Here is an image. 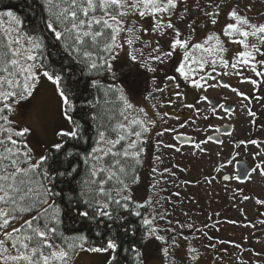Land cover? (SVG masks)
<instances>
[{"label":"snow or ice","instance_id":"snow-or-ice-1","mask_svg":"<svg viewBox=\"0 0 264 264\" xmlns=\"http://www.w3.org/2000/svg\"><path fill=\"white\" fill-rule=\"evenodd\" d=\"M41 6L45 32L26 31L23 18L14 10H0V264H76L82 252L106 254L105 264H121V253L131 255L130 264H145L146 252L136 244L125 247L116 231H97L98 241L82 231L67 234L64 216L66 207L73 204L78 217L97 226L105 220L115 224L126 221L127 216L138 217L145 229L141 239L162 242L164 264H176L175 250L181 240L187 243L188 260L195 264L201 255L199 249L178 231L185 227L197 231L195 225L178 220L173 225L166 212L156 211V201L141 202L134 196L132 186L139 181L137 168L143 163L144 145L158 120L134 103L125 83L132 76L138 90L141 82L150 81V100L171 89L175 100L169 99L168 104L179 101L182 108L194 110L197 116L201 115L197 104L207 103L205 121L210 116L225 119L218 110L228 118L235 114L234 108L213 103L205 94L209 89L225 88L247 102L244 110L255 126L257 113L249 104L264 97L249 96L223 77L234 76L240 84L252 85L254 93L264 87V14L252 16L255 5L242 8L241 0H194V7L192 0H41ZM49 39L80 65L81 74L95 92L82 105L95 125L90 150H74L76 143H87L85 126L75 115L77 98L65 86L61 72L48 61ZM122 77L125 83L120 82ZM43 81L54 86L62 122L54 131L56 139L38 152L32 136L41 120L38 112L28 109ZM189 89L196 94L195 103H184ZM152 108L157 105L152 104ZM156 116L180 120L168 112L157 111ZM190 123L194 121L186 120L179 127ZM208 127L214 133L222 132L219 126ZM175 131L164 128L156 135ZM223 135L231 136L232 132L225 128ZM174 139L191 143L200 153H207L204 145L209 143L224 144L215 134L199 142L182 134ZM70 142L72 148L68 147ZM160 145L181 150L176 144L158 141ZM249 145L257 149L254 166L224 175V181L244 183L255 172L264 176V140L258 139L235 141L234 154L215 172L231 165L240 155L239 149ZM204 179L212 183L214 177ZM66 181L78 185L75 195L65 196L62 188L58 190ZM232 191L233 199H251L242 188ZM256 203L264 206L262 199L257 198ZM159 221L167 226L162 227ZM128 232L135 235V226H128L125 234ZM202 235L210 241L208 248L215 249L217 243L241 247L234 241L211 243L213 237L206 231Z\"/></svg>","mask_w":264,"mask_h":264},{"label":"rangeland","instance_id":"rangeland-1","mask_svg":"<svg viewBox=\"0 0 264 264\" xmlns=\"http://www.w3.org/2000/svg\"><path fill=\"white\" fill-rule=\"evenodd\" d=\"M261 8L264 9V0H260L259 13H255V16L264 14V11H260ZM221 23H223V21H221ZM247 75H251V73H247ZM160 76L163 77V73H160ZM223 79L249 96L259 94L264 97V87H262L258 93H254L252 85L240 84L238 78L234 76L223 77ZM170 92L172 93V91ZM205 94L208 95L210 99L221 100L222 103L232 105L235 109V114L231 118H228L222 111L218 110V115L225 116V119L220 120L214 116H210V118L205 121L203 115L209 114L204 112V109L208 108L209 105L201 102L197 104V107L201 109L200 116H197L194 110L184 108L185 118H182L181 115L179 116V110L182 109L179 101H177L175 105L159 106L164 97L160 96L156 102L157 108L153 109V103L147 100V104L151 106V112V110L145 106V102L137 98L133 99L134 103L137 105L141 104L145 107L151 118L154 117L153 113L156 115L157 111L162 114L165 109H170L171 115H178L180 120L177 121L170 118L160 120L157 117L159 121L157 126L152 130L153 132H161L164 128H172L176 131L166 132L163 136L159 137L154 134L153 141L155 149H150V151L153 152V156L159 157V160L155 158L158 172L153 173L152 171L150 173L149 176L152 178L150 188H146V173H144L143 176H139L138 183L134 184L132 189L138 201L143 202L147 199L156 201L154 205L156 211L166 212L167 218L172 220L173 225H175L177 220L185 225H195L197 231L185 227L184 229L189 232L183 233L184 236L189 238L193 246L200 251V258L195 264H238L239 261L230 257V251L227 249L228 245L234 244L227 243L222 245L217 243L215 249L208 248L207 245L210 241L208 237L203 236L202 233L206 231L208 236L213 237L211 243H216L217 240L234 241L235 243L243 242V238L252 233L259 222H261V219L258 221L257 217L264 216V206L256 203L257 198L264 200V176L258 175L257 178L262 181L259 184L258 182L255 184L253 183L255 186L252 188L239 185L235 186L233 183H229V187L224 189L221 182H199L195 187L196 191H194L196 197L194 198L190 195L192 194V186L186 184V180L195 181L197 179H204V174L211 172L212 166L209 167L208 164L219 163L230 154L235 141L250 137L254 133L252 130L251 117H249L244 110V105L247 103L246 101H243L225 88L209 89ZM195 96L196 94L189 89L184 103H195ZM171 99L175 100V97ZM249 106L255 112L264 111V105H254V100ZM28 110L29 112L36 111L40 116L41 124L36 128L32 136L33 145L39 152L43 146L48 145L56 139L54 131L57 125L62 122V118L59 114L58 97L54 92V86L51 85L50 82H42ZM26 119L30 120V118ZM186 120L194 121V123L180 128L179 125ZM226 124L230 125L233 131L232 135L227 137V143L223 146H216L215 144L213 145V143L204 145L208 150L207 153H200L193 145L181 146L179 152L175 151V149L165 148L162 145L158 146V141H163L164 144H176L178 147L179 143L175 141L173 136L178 134L192 137L194 141L199 142L205 139L207 135L214 132L212 128L208 127L209 125L222 126ZM204 129H207V131H204ZM261 138H264V135H262ZM249 150L252 154L257 151L253 146H251ZM217 152L221 153V155L217 156ZM142 159H144V155H142ZM174 164H177V166L175 167ZM165 168L170 171L167 173L164 172ZM174 180H179L178 184H175L173 182ZM153 184H155V188L152 187ZM232 188H242L244 190L243 194L250 196L251 199L242 201L239 196L233 199V191L229 192ZM176 193H179V196H177ZM241 209H243V212H241ZM148 211H151V209H148ZM215 213H219V215H215ZM209 217H211V219H209ZM229 220H235L237 223L230 224L225 222ZM216 221H220V223L217 224L215 223ZM159 223L162 227L167 226L164 221H159ZM225 223L227 226H223ZM205 224L209 225V227L204 228ZM226 227H228L227 232L225 231ZM231 228L235 229L233 230ZM178 231L181 230L178 229ZM194 236L198 237V239L193 240L192 237ZM161 248L162 242L152 240L148 243L147 241L142 251H145L146 255L150 253V255H152L151 258H153V261L147 260V264H164ZM186 250L187 243L181 240L180 247L175 250L176 264H191L187 258ZM106 259V254L82 252L77 257L76 264H105Z\"/></svg>","mask_w":264,"mask_h":264},{"label":"trees","instance_id":"trees-1","mask_svg":"<svg viewBox=\"0 0 264 264\" xmlns=\"http://www.w3.org/2000/svg\"><path fill=\"white\" fill-rule=\"evenodd\" d=\"M11 8L18 15H20L24 20L25 30H36L39 32H45V27L42 17L45 13L42 10L41 0H0V10H5ZM48 61L51 63L53 68L61 72L64 77L65 86L75 95L78 101V110L76 112V118L81 120L85 126V136L87 137V143H76L74 150L86 151L90 150L93 146L95 140V125L89 119V110L86 105H83L85 100L92 99L95 94L94 90L88 85V78L81 74L80 65L76 64L74 61H70L68 57L62 52L59 45L49 39L48 40ZM69 148L73 147L70 142ZM137 168V172L139 171ZM64 190L65 196L75 195L78 192V185L75 181L64 182L58 185L59 189ZM82 210V209H81ZM147 214V213H146ZM65 220V231L67 234H72L74 232H85L89 235L92 240H99L95 236L97 231H102L107 233L109 230L116 231L120 234L121 238L124 240V246L129 247L132 244H136L141 247V250L147 244V241L141 239L145 229L140 223V218L135 216H127L126 221L120 223H113L112 221H102L99 226L93 223H88L82 220L76 215L75 204L66 207V213L64 216ZM135 226L136 233L132 235L131 232L125 234V229L128 226ZM149 243V241H148ZM152 255H145V260L153 259ZM131 255L121 253L120 261L121 264H130Z\"/></svg>","mask_w":264,"mask_h":264},{"label":"flooded vegetation","instance_id":"flooded-vegetation-1","mask_svg":"<svg viewBox=\"0 0 264 264\" xmlns=\"http://www.w3.org/2000/svg\"><path fill=\"white\" fill-rule=\"evenodd\" d=\"M192 3H193V7H194V0H192ZM249 3L255 5V7L252 9V12L250 13L252 16H255V13H259L260 0H241V7L243 8L245 4H249ZM260 11H264V9L261 8ZM148 38L149 37H145V39H148ZM145 55H147V50L145 51ZM146 75H150V74H146ZM161 79H162V77H161ZM120 82L125 83L123 77H122ZM125 86L129 89L130 93L132 94V97L134 96L133 99L137 98V99H140L142 102H145V106L148 107L150 110H151V106H149L147 104V100L151 101L153 104L154 103L156 104L158 97L164 96L162 98L159 106H163V105L166 106V105H169L168 100L171 99L172 97H174L172 95V93L170 92L172 90L169 89L162 94H157L156 100H150L147 98V92L149 90H151L150 81L147 84L141 82L139 85V89L137 90L136 82L132 76L127 77V81L125 83ZM135 88H136V91H135ZM215 101L217 103H222L221 100H215ZM254 105L262 106V105H264V100H261L259 102L254 100ZM138 106L143 107L141 104H139ZM230 106H232V105H230ZM259 110H262V109H259ZM184 111H185L184 108L179 110V116L181 115L182 118H185ZM151 112H152V110H151ZM164 112H168L171 117H174L173 115H171L170 109L169 110L165 109L163 111V113ZM256 113H257V122H256L255 126L252 125V130L254 131V133L252 136L244 138L245 140H247V139L264 140V138H261V136L264 135V111L263 112H256ZM153 115H154L153 119L158 120L157 116L154 113H153ZM158 132L159 131H156V132L152 131L150 133V136L144 145L145 153L143 154L144 155V159H142L143 163L140 166L139 171H138L139 176L140 175L143 176L144 173H146L145 182H146V188L147 189L150 188V184L152 183V178L149 175L153 171L154 168L157 169L156 163H155L156 156H153V152L150 151V149H155L153 139H154V134H156ZM231 132H233V131L231 130ZM173 136L175 137V135H173ZM227 137H228L227 135H223V133L221 134V139L224 141V144L227 143ZM192 141H194L193 138H192ZM178 143H179L178 147L191 146L192 145L191 143H180V142H178ZM215 145L216 146H223V145H217V144H215ZM250 147H251V145H249L247 147V149H245L244 147H241L239 149L240 155L238 157H236L235 160H233V163L231 165H228L220 173H216L215 168H217L220 163L225 162L228 158H230L234 154L233 149L230 152V154L226 158L221 160L219 163L208 164L209 167L212 166L211 172L205 173L204 178L205 177H214L212 182H221V185L224 189L229 187L228 186L229 183H233L235 186H238V185L239 186H246L248 188L254 187L255 185H253V183L255 184L258 182V184H259L262 181V180H259V178H257V176L260 175L259 172L252 173L250 179L244 183H237L235 180H232V181H224L223 180L224 175H234L237 171H239L243 167L251 168L254 166L253 154L249 150ZM174 166L176 167L177 164H174ZM145 168H146V170H145ZM157 172H158V169H157ZM180 180H182V179H180ZM186 181H191V180H186ZM203 181H205V179H197L195 181H191V183H187L188 185L192 186V189H191L192 194H190L192 197H194V198L196 197V194H194V191H196L195 187H196L197 183L203 182ZM173 182L175 184H178L179 180H174ZM233 189H236V188H232L229 192H232ZM259 219H261V221H264V216L263 217L258 216L257 220L259 221ZM223 226H227V224L225 223V224H223ZM227 228L228 227H226V229H225L226 232H227ZM231 229L234 230L235 228H231ZM181 231H183V233L189 232V231H186L185 229H183ZM230 234H232V233H230ZM235 244H239L241 247L237 248L234 245L230 244L227 246V249L230 251V257L237 259L239 261L238 264H256L257 260L260 261V264H264V223L259 222V224L255 228V230L252 233H250L248 236H245L243 238V242H241V243L236 242ZM256 253H260L261 255L257 256ZM149 261H153V259L152 260L149 259ZM145 264H147V259L145 260Z\"/></svg>","mask_w":264,"mask_h":264},{"label":"water","instance_id":"water-1","mask_svg":"<svg viewBox=\"0 0 264 264\" xmlns=\"http://www.w3.org/2000/svg\"><path fill=\"white\" fill-rule=\"evenodd\" d=\"M225 80V79H224ZM212 101H213V103H217L214 99H211ZM230 106V105H229ZM232 107V106H231ZM230 125H228V124H226V125H222V126H220L221 127V129H222V132L221 133H211V134H209V135H219L220 136V138H221V134L223 133V129H225V128H227V130H229V131H231L232 130V128H231V126L229 127ZM177 135H175V137H176ZM183 136H185V135H183ZM186 137H189V136H186ZM191 138V137H190ZM177 142H180V143H185L183 140H180V139H175ZM191 140H192V138H191ZM213 144H215V143H213Z\"/></svg>","mask_w":264,"mask_h":264},{"label":"bare ground","instance_id":"bare-ground-1","mask_svg":"<svg viewBox=\"0 0 264 264\" xmlns=\"http://www.w3.org/2000/svg\"><path fill=\"white\" fill-rule=\"evenodd\" d=\"M196 97V96H195ZM220 127V126H219ZM176 141V140H175Z\"/></svg>","mask_w":264,"mask_h":264}]
</instances>
